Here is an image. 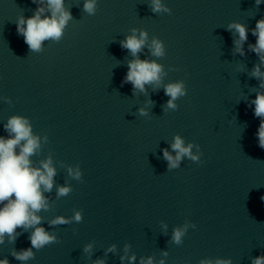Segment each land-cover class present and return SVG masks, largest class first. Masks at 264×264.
<instances>
[{
  "label": "clouds",
  "instance_id": "1",
  "mask_svg": "<svg viewBox=\"0 0 264 264\" xmlns=\"http://www.w3.org/2000/svg\"><path fill=\"white\" fill-rule=\"evenodd\" d=\"M35 2V0H33ZM43 2V0H41ZM98 0H85L84 11L89 15H94L97 8ZM261 3V0H256ZM48 9L51 12L50 17L41 18L44 8H39L34 16L25 19L20 17L17 22V32L23 35L25 43L32 51H40L42 43L45 40H59L63 35V30L72 18L71 13L64 8V0H47ZM151 9L154 13L169 12L170 10L161 2V0H151ZM229 30H235L238 33V39L234 40L236 51L243 55L242 44L247 40L248 30L243 24L232 23L228 25ZM137 30H132V35L128 36L121 42V46L128 49L133 57H137V53L145 46L148 35L145 31H140L139 37L136 35ZM252 34L257 37L255 45H249L250 49L257 53L261 63H264V19L257 21ZM148 47L155 57L165 55V48L157 38H153ZM163 68L155 61L140 60L138 57L128 64V72L125 77L126 82H131L133 88L140 92L145 91L146 84L159 86ZM252 75L258 79L264 80V73L260 71L259 65L255 66ZM264 87V83L261 84ZM165 94L170 97L167 102V109H175L177 105L175 101L186 94L183 82L170 83L165 86ZM149 103H151L149 101ZM255 105V115L264 118V94L258 93L252 102ZM166 109V110H167ZM141 115H146L144 109L140 110ZM6 131L11 138L5 139L0 137V243H3L4 236L7 234L10 240L15 239V231L18 227L28 229L34 228L30 236L33 248L41 249L44 246L54 243L55 236L45 231L43 227H35L41 223V217L38 216L40 210H47L48 203L43 195V191H51L53 187V177L56 172L52 166V160L49 158L42 161V168H34L31 166L29 157L32 156L39 148V138L32 134L31 126L26 118L15 116L9 119L5 125ZM259 146L264 148V119H261L258 130ZM24 142L23 144L21 142ZM19 146L20 151L16 149ZM172 149L176 152L173 157L167 149L164 150V157L169 162V168L178 166L180 160L184 156H188L193 160L198 157L191 152L192 145L184 146L181 137H175ZM69 175L76 179L81 176L80 170L69 168ZM71 191L70 187H59L58 196H65ZM14 197V198H13ZM264 200V196L261 197ZM7 202V203H5ZM74 219L79 222L81 215L77 212ZM64 217H57L50 223L52 225L68 223ZM185 228H177L173 233V241L177 244L181 243L185 233ZM91 250V245L85 248L86 252ZM114 250V246L109 251ZM16 259L27 261L33 258L31 248L14 252ZM166 255V253H165ZM123 260L124 257H121ZM135 260V256L130 257ZM0 264H8L7 260H0ZM95 264H104L103 260L96 261ZM141 264H153L152 258L146 261L141 260ZM160 264H164L161 260ZM201 264H231L229 260H204ZM252 264H264V255L255 257Z\"/></svg>",
  "mask_w": 264,
  "mask_h": 264
}]
</instances>
